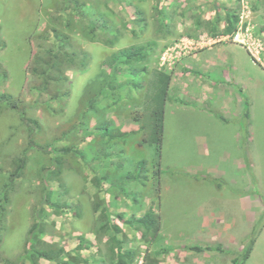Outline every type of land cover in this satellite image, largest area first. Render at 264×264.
<instances>
[{"label":"rangeland","instance_id":"1","mask_svg":"<svg viewBox=\"0 0 264 264\" xmlns=\"http://www.w3.org/2000/svg\"><path fill=\"white\" fill-rule=\"evenodd\" d=\"M84 1L95 21L111 27L98 29L90 36L93 41L85 38L87 22H71L77 15L73 8L61 11L62 0H0V65L8 75L0 92L18 99L26 117L40 126L30 144L31 129L21 116L0 113V197L15 159L24 152L28 157L4 206L0 264H18L22 256L32 264L25 242L40 211L46 228L42 240L79 253L89 264H117L107 238L99 240L94 231L97 215L91 203L96 195L122 228L119 236L123 250L133 256L131 264H184L183 259L192 264L187 253L205 264H231L242 260L253 241L245 264H264V0ZM228 15L239 19L231 36L225 34ZM54 27L70 37L62 50L73 58L60 101L34 91L37 82L27 73L40 44L60 46L50 31ZM144 46L148 54L141 66L172 76L162 148L158 153L156 146L142 144V133L129 134L109 160L114 170L108 169L96 160L103 139L95 137L94 127L107 120L124 132L137 131L134 117L142 110L143 92L121 93L123 100L110 108L112 101L104 99L99 106L105 109L90 119L88 130L82 125L83 92L113 52ZM203 63L206 69L200 70ZM222 71L228 72L226 82ZM239 76L243 84L238 86ZM131 79L123 74L118 81ZM235 111L241 116L231 115ZM64 148L83 150L87 160L71 152L63 157L60 183L48 172L43 178V166L50 168L54 152ZM100 171L115 175V190L106 181L98 186ZM45 188L52 191L51 204H45ZM196 209L203 212L200 219L193 216ZM149 211L161 223L155 237L143 236V229L128 223ZM207 218L216 219L211 227L217 229L196 234L195 226Z\"/></svg>","mask_w":264,"mask_h":264},{"label":"trees","instance_id":"2","mask_svg":"<svg viewBox=\"0 0 264 264\" xmlns=\"http://www.w3.org/2000/svg\"><path fill=\"white\" fill-rule=\"evenodd\" d=\"M63 6L61 11L67 12L70 8H73L77 15L74 16L71 22L78 18L81 22L88 23V32L85 35L87 40L93 41L90 36L93 35L98 29L101 31H110L111 27L106 21H102L101 24L94 19V10L88 9V2L84 0H62ZM74 12V13H75ZM88 18V19H87ZM94 19V20H93ZM237 17L228 15L227 27L225 28V34L227 36L234 35L237 32ZM68 22L67 28L73 31V27ZM77 21H75L76 23ZM77 26V25H76ZM54 33V36L61 43L57 48L49 45H39L38 50L33 54L32 59L28 65V75L37 82L33 87V90L37 93L48 97L53 101H60L64 98L65 94L62 93L66 89V85L69 82L67 71L69 70L68 63L73 61L71 55H67L63 52V46L69 40V36L62 30L56 27L50 30ZM48 42L47 38L44 39ZM106 46H112V41L108 40L105 43ZM146 47H129L119 49L113 52L103 63L102 70L90 83L87 85L83 92V104L85 109L81 114L82 125L85 126L84 130H88L89 121L92 118H99L100 112L105 108H101L99 105L104 99L112 101V105L106 107H115L119 105L123 100V94L127 95V91L130 94L131 91L143 92L142 110L134 117V122L139 124V129L133 133L122 131L120 128L115 127L113 121L100 120L94 127V135L98 139L101 138V143L107 145L109 148L102 144L103 153L96 156V160L107 163L111 166L108 169H113L115 162L109 161L115 155V147L117 150L121 140L125 141L129 134L142 133V144L153 145L157 147L158 153H160L163 139H164V122H165V108L169 101V92L172 81V76L158 69H151L148 71L146 66H141V63L147 59ZM141 66V67H139ZM108 70H110L108 73ZM124 72V73H123ZM132 77L130 81L119 83L118 78L120 75ZM8 78L7 72L0 65V84L4 83ZM131 98V97H130ZM13 112L21 116V120L25 122L31 129L29 136V143L34 144L36 141L39 130V123L37 120H33L26 117V111L18 99H15L12 94L0 92V113ZM87 119V122L86 120ZM81 128V127H80ZM107 138V140H105ZM31 147V145H29ZM34 146V145H33ZM33 146L31 148H33ZM29 148V150L31 149ZM28 151V150H27ZM63 152L64 155L60 153ZM72 151L71 148H64L60 151L54 152L52 157V165L49 167L43 166L42 174L48 172L50 179H54L60 183V175L64 170V156L69 155ZM76 157L87 160V154L82 151L73 152ZM95 160V159H94ZM109 162V163H108ZM14 171L9 176V182L7 183L5 190L1 193L0 197V222L4 217V206L10 202L9 188L11 182L20 178L24 170L28 167L27 152L22 157L15 159ZM99 166V165H98ZM101 169L100 167L98 168ZM100 175L99 179H96L98 186L104 181L108 182L110 186L115 190V175L109 176V174ZM63 186V185H62ZM52 191L44 189V201L45 204L51 202ZM51 204V203H50ZM92 212L97 215L94 231L99 240L104 237L107 238L106 244L110 252L113 262L117 259V264H131L133 256L122 248V241L120 234L123 232L122 228L114 224L111 220V212L109 206L104 199H101L99 195L95 196L92 200ZM52 206L57 207L60 210V205ZM67 206V205H66ZM43 212V211H42ZM44 213V212H43ZM119 218H123L119 216ZM35 224L29 229L25 247L26 258H29L32 264H39L41 260H45L54 264H89V262L81 257L78 253L67 252L64 247L59 246L56 243H49L41 239L45 234V223L41 216V211L34 216ZM132 226H135L137 230L143 229V236L155 237L159 234L161 229V223L159 217H156L152 212H147L143 217L139 219H132L128 221ZM253 243L246 249L242 260L235 259L231 264H245L249 259ZM81 248V246H80ZM80 250V249H79ZM220 250V248H219ZM18 264H25L23 256L20 258Z\"/></svg>","mask_w":264,"mask_h":264},{"label":"crops","instance_id":"3","mask_svg":"<svg viewBox=\"0 0 264 264\" xmlns=\"http://www.w3.org/2000/svg\"><path fill=\"white\" fill-rule=\"evenodd\" d=\"M211 49H213V47H210V48H208L207 50H211ZM198 58V57H197ZM225 63L223 62V63H217L216 65L218 66V68L215 70V71H217V70H220V68H221V66H223ZM210 66H211V63L209 62L208 63V65H207V67L208 68H210ZM201 69H203V70H205L206 69V64H201V68H200V70ZM222 76L224 77V81L226 82V80H227V77H228V72H224V71H222ZM238 79V81H237V85L239 86L240 84L242 85L243 84V82H242V80H241V76H239V78H237ZM229 80V79H228ZM225 95V94H224ZM222 96L221 95V98H220V102H222V103H224V100H225V96ZM230 114V113H229ZM241 114V113H240ZM231 115H233L234 117H239V116H241V115H237V112L235 111V112H233ZM241 192V191H240ZM244 198H246V193H245V195H244ZM246 204V203H245ZM202 214H203V212H201L200 211V209H196V211H195V213H194V218L195 219H200L201 217H202ZM210 218V217H209ZM209 218H207V219H205V220H202V222H199V226H195V228H197L196 230H194L195 231V233L197 234V233H199V231H204L205 229H208V230H210V229H213V230H216L217 228H212L211 226H212V224L214 223L213 221H216V219H211V220H209ZM222 220H220V222H221ZM197 231V232H196ZM194 233V234H195ZM194 234H192V235H194ZM176 249H178V248H176ZM186 257V256H185ZM188 257H190V259H191V263L192 264H205V261H202V262H200L199 260H198V258L196 257V255H192V253H187V258ZM250 257H251V255H250ZM249 257V258H250ZM249 260V259H248ZM247 260V261H248ZM184 264H186V259H183V260H181Z\"/></svg>","mask_w":264,"mask_h":264}]
</instances>
